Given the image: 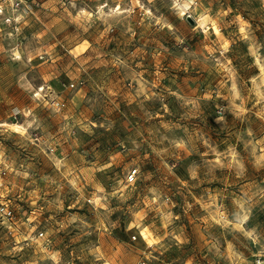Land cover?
Returning a JSON list of instances; mask_svg holds the SVG:
<instances>
[{"label":"rangeland","instance_id":"374dc122","mask_svg":"<svg viewBox=\"0 0 264 264\" xmlns=\"http://www.w3.org/2000/svg\"><path fill=\"white\" fill-rule=\"evenodd\" d=\"M14 2L0 264H264V0Z\"/></svg>","mask_w":264,"mask_h":264},{"label":"built area","instance_id":"2783aa9c","mask_svg":"<svg viewBox=\"0 0 264 264\" xmlns=\"http://www.w3.org/2000/svg\"><path fill=\"white\" fill-rule=\"evenodd\" d=\"M22 0H15L14 5L18 7ZM69 87H74V84H69ZM51 106L56 107V108H62L64 106V103L61 102L60 100H52ZM134 178V174H130L128 180L132 181ZM14 217L13 211L6 205L1 204L0 205V219L4 221H11ZM43 233L40 232L38 234V237H42Z\"/></svg>","mask_w":264,"mask_h":264},{"label":"crops","instance_id":"0c3cea01","mask_svg":"<svg viewBox=\"0 0 264 264\" xmlns=\"http://www.w3.org/2000/svg\"><path fill=\"white\" fill-rule=\"evenodd\" d=\"M26 17H28V14H27V16Z\"/></svg>","mask_w":264,"mask_h":264}]
</instances>
